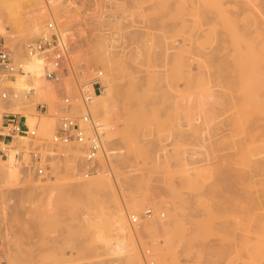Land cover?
Here are the masks:
<instances>
[{
    "label": "rangeland",
    "instance_id": "374dc122",
    "mask_svg": "<svg viewBox=\"0 0 264 264\" xmlns=\"http://www.w3.org/2000/svg\"><path fill=\"white\" fill-rule=\"evenodd\" d=\"M176 1L69 0L53 10L58 29L71 33L68 61L83 67L80 81L100 83V91L88 85L89 108L102 111L95 118L105 129L92 173L107 175L106 184L72 192L70 166L43 150L45 174H53L45 189L34 194L30 181L11 189L0 180V256L7 245L12 264L107 261L103 239L116 233L114 213L130 206L128 198L142 208L137 222L147 227L141 245H131L143 264H264L257 181L264 173L254 165L264 157V0ZM30 2L16 0L14 8L23 13ZM22 26L9 30L18 37ZM135 26L146 28L140 38ZM74 77L47 78L43 106H28L58 119L65 110L80 115L78 101L62 103L76 90ZM5 88L1 114L13 93L3 98ZM86 216L95 221L93 232L77 230Z\"/></svg>",
    "mask_w": 264,
    "mask_h": 264
},
{
    "label": "bare ground",
    "instance_id": "6f19581e",
    "mask_svg": "<svg viewBox=\"0 0 264 264\" xmlns=\"http://www.w3.org/2000/svg\"><path fill=\"white\" fill-rule=\"evenodd\" d=\"M4 1L5 2L3 3V5L1 4L3 7L0 9V35H1V37L4 38L5 42L8 44V46L12 50L13 55L16 58H19V60H21L24 63V68H23V71L22 72L16 73V74H14L12 76H9V77H1L0 76V88H2V87H9L13 91L11 97L7 101H5V107L4 108H5L6 111H9L11 113H16V114L23 115L25 117V124L28 126V128L30 130H34V137H31V136H29L27 134H14L13 137H12V140L9 143H7L8 144V147H9L8 154H7L6 157H0V180H1V182L4 181L6 183V185H7V187H9V188L12 189V188H16L15 187V184L17 182H19V181H21V182H23V181L24 182L25 181H30V182H32V184L29 183V185L28 184L27 185L29 187L30 186L32 187V188H30L31 191L35 190V192H36V190H37V193H39L38 189H40L42 187L44 188L45 185L47 186V184L49 183V181H48L49 179L52 180V177L53 176H51V175H53V174H45V175H43V177L38 178V180L36 178L37 175L33 174V171L34 170L29 165L30 158H29V154H28L29 145L31 144V142H33V143H36V144H38L40 146V149L43 150L42 152L47 151L48 154L50 153V156H49L50 158L51 157H54V156L55 157L58 156L59 158H61V160L64 159V161L66 162V164H68L70 166V172H69V170H68V172L70 173V175H72L75 178V179H71L73 181L70 180L71 182L68 185L69 188H71L70 190H72V192H75V193L77 191H78V193L79 192L80 193L81 192H87V194H88V192L91 191L90 189L91 188H94V186L97 185V184H98V186H100L101 184L103 186H105L104 184H106V183L103 184V182L102 183H100V182L103 181V177L104 176H107V175H104V176H103V174L101 175L100 174V172H101L100 169L97 170V171H100L99 172V175H97L98 172L95 173V174H93L92 172H91L92 174L87 173V171H86L87 161L85 159L84 149L82 148L81 145H77V143H74V142L56 143V142L53 141V135H54V132H55V130L57 128V126H56L57 119H58L56 117L57 114L56 113L51 114V113L48 112L49 110L46 111L43 107L40 108V109H39V107H37L36 109H31V107L33 105L30 104V103H33L34 104V108H35V105L36 106L38 105V103L42 104V106H43L42 100L45 97L44 96L45 94L43 95V93L45 92L44 87H45L46 81H49V80L46 78V76L44 74V67H43V64L46 62V54L41 53V54L29 55L27 53L26 49H25V45H26L25 43L27 41H29V39H34L38 35H40L41 33L47 32L48 30L44 26V23L47 20L48 16H51L52 17L53 16V10H55V11L59 10L60 6L61 5H64L69 0H63L62 2H59L58 0H31L29 8L25 9V11H23V13L19 12L16 8H14V5L16 4V0H4ZM178 2L180 3L181 0L175 2V5L176 6L179 4ZM144 4H146V3H144ZM149 9H150V7H149ZM259 11H261V10H259ZM146 12H147V9H146ZM147 13H146L145 16L146 17L148 16V18H149V13H148V15H147ZM146 17H144V19ZM173 17H175V16H173ZM55 21H56V24L57 23H60V22H57L56 18H55ZM151 23H153V22H151ZM23 24H24V26H22ZM146 25L149 26L148 24H146ZM16 26L17 27L18 26H22L24 28V30L16 31V32H18V37L16 35H13L14 33L12 34L10 32V30H9L10 28H14ZM57 27H58V25H57ZM262 28H264V27H262ZM142 29H144V28H142ZM136 30L138 32H136L134 30V34H136L135 36H138V38H140L139 35L142 33V31L144 33V30L141 31L140 28L139 29L137 28ZM139 30H140V32H139ZM146 33L148 35L153 34L151 32V30H150V33H148L147 31H146ZM60 34H61L62 38L66 41L65 42V45L66 44L69 45L68 42L72 40V37L70 36L71 33H68L66 31L65 32L60 31ZM145 36H146V34L144 35V37ZM141 38L143 39V37H141ZM135 39H137V37H135ZM144 42H145V40H144ZM174 44H175V42H174ZM169 47H170V45L168 46V48ZM109 51L110 50H108V52ZM162 52L165 53V51H162ZM167 57H169V56H167ZM176 57L174 56V58H176ZM169 58H168V60H169ZM106 66L108 67V65H106ZM102 67H104V66H102ZM107 76L109 78H106L105 80L107 82L112 81L111 78H110V75H109V71H107ZM49 88H50V86H49ZM88 89L91 90V91H93L92 88H89L88 87ZM55 92H56V90H55ZM57 96H58V94H57ZM47 97H49V95ZM92 98L93 97L91 95V99ZM58 99H59V96H58ZM48 100H50V99H48ZM89 102L91 103V101H89ZM90 103H89V105H90ZM28 105H31V107L28 106ZM74 105H75L74 107H78L79 109L82 110V104H81V102L78 101ZM90 106H92V105H90ZM53 107H54V104H53ZM89 110H90L91 115L94 118H95V116L97 118L98 117L97 115H99V114L101 115V113H102L101 110H95V106L94 105H93L92 110L90 108H89ZM100 111H101V113H100ZM68 112H70V111H68ZM55 114H56V116H55ZM1 115L2 114L0 113V117H1ZM98 122L100 123V121H98ZM193 123H196V122H193ZM81 124L84 125V126H86V124L84 122H81ZM189 128H190V126H189ZM151 134H152V132L151 133L149 132V135H151ZM147 135H148V133H147ZM153 141H155V140H153ZM3 143L4 142L1 141V144H3ZM101 150L104 151L103 146H102ZM51 153H53V154L51 155ZM55 154H57V155H55ZM44 155L47 158L48 155L47 154H44ZM74 156H77L76 157L77 159H82L83 160L81 166H80L79 162L76 161V159L74 158ZM106 158H104V159H106ZM105 162H108V161L105 160ZM255 162L256 163L254 165H255V167L257 166L256 169H258L259 171H261V173H264V171H262V170H264V157L261 156L260 159H258V160L255 159ZM252 163H254V162L252 161ZM63 167L64 166H62V168ZM255 167L253 166V169ZM253 169H252V171H253ZM258 170H256V172H258ZM244 171H246V170H244ZM62 172H65V171H63V169H62ZM254 172H255V170H254ZM254 172H252V173H254ZM240 173L243 174L244 172H240ZM82 175H84V176H82ZM77 176L79 178H77ZM80 176L82 177V179H81ZM243 176H245V174ZM247 176L248 177H253V176H249V175H247ZM35 180H37V181H35ZM239 180H240V178H239ZM45 181L48 182V183L46 184ZM243 181H242V183H243ZM257 181H258V183L260 181L262 182V187H261L260 191L262 192V194H264V180H262V178H261V179H259ZM106 182L108 183V181H106ZM109 182H111V181H109ZM108 185L109 184H107V186ZM247 185H249V184L247 183ZM251 185L253 186L252 183H251ZM260 185H261V183H260ZM252 186H251V188H253ZM29 187H28V189H29ZM95 188H96V186H95ZM248 188H249V186H248ZM31 191H29V192L32 195ZM43 191L44 190L41 189V192L42 193H43ZM92 191H93V189H92ZM33 193H34V191H33ZM257 194H258V192H257ZM258 195H261V194H258ZM252 199H253V197H252ZM126 200H127V202H129L130 206L129 207L127 206L128 208L126 206H124L123 208L121 207L120 209L118 208L116 210V212L114 213V215H116V217H117V220L116 219H115L116 221L114 220L115 222H117L116 223L117 224V228H115V230H117L116 233L115 234L113 233L114 235L111 238L106 237L107 239H105V238L103 239L104 241H106V244L104 243L105 244L104 245L105 247L103 246L104 247L103 248V251L102 250L101 251L106 256L107 261H104V259H102V260H99L98 262H96L97 264H114V263L115 264H143V261H142L140 255L138 254V252L136 250L132 251L133 247H131V245H134V246H135V244H138V246L141 245L140 244L142 242L141 240H143L147 236L146 223H145L144 219L141 220V221H139V222H137L138 221V217H140V218L142 217V216H140V213H141L142 208H137L133 204H131L129 198L126 199ZM258 201H259L258 208L260 210L258 212L259 213L258 214V216H259L258 219L260 218L259 221H261L260 222V227H259V232H262V233H260L259 238L261 237L262 239H260V240H261L262 243H264V237H262V234H264V197H262V195H261ZM49 202H51V201H49ZM49 202H46V203H49ZM250 202H252V201H250ZM125 203H123V204H125ZM48 205H50V203ZM248 205H250V204H248ZM254 206H257V205H254ZM46 207H49V206H46ZM129 209H131L134 213H132L130 216L127 217L128 210ZM252 210H253V208H252ZM248 211H249V209H248ZM143 213L146 214V217H147L146 220H150L151 216L150 215H147V213L145 211ZM255 213H257V212H255ZM255 215H257V214H255ZM132 216H135L136 217V221L135 222H132L131 221V217ZM90 218L91 217H89V216L84 217L83 219L86 220V221L85 222H82V224L79 223L78 224L79 227H77V230L78 229H81L82 231H84V230L85 231L91 230L90 227H91V225H93L95 223V221L91 220ZM127 218H128V220H127ZM97 220L100 221L99 218ZM256 222H257V220H256ZM24 223H25V221H24ZM94 225H96V224H94ZM106 226H107V223H106ZM98 230H100V229L98 228ZM98 230H96V231H98ZM106 230L110 233V231L108 229H106ZM96 231L94 233H97V236H98V232L99 231L98 232H96ZM113 231H114V228H113ZM259 232H257V233H259ZM81 233L84 234L83 232H81ZM255 238H257V237H255ZM249 243H251V241ZM11 251H13V250H11L6 245L4 251L2 252L3 255L0 256V264H5V263L6 264H12L14 262Z\"/></svg>",
    "mask_w": 264,
    "mask_h": 264
},
{
    "label": "built area",
    "instance_id": "2783aa9c",
    "mask_svg": "<svg viewBox=\"0 0 264 264\" xmlns=\"http://www.w3.org/2000/svg\"><path fill=\"white\" fill-rule=\"evenodd\" d=\"M46 28L48 31L29 40L25 45V49L29 55L46 54V62L43 64L46 78L62 77L67 73L75 76L76 90L73 95H64L62 103L67 108L72 105L73 101H79L82 104L80 115L72 114L67 110L59 115L53 141L56 143L74 142L80 144L85 152L86 171L91 173L96 171L97 161L95 159L103 146L105 129L90 113L88 102L91 100V92L88 85L91 82L90 84L94 90L100 91V83L96 80L80 81V76L84 73L83 67H80L82 69H75L68 61V48L60 34L54 16H50L47 20ZM23 68L24 63L19 59H15L12 50L0 36V76H12L22 72ZM9 94L10 88L6 87L1 96L6 99ZM81 122H84L86 126L82 125ZM14 134H27L34 137V130H30L25 124L23 115L3 112L0 117V157L7 156L9 151L7 143L12 140ZM1 141L4 143L1 144ZM28 154L30 158L29 165L35 171V174L44 175L43 163L46 157L42 158L40 146L31 142ZM149 212L150 210L146 213ZM131 221L135 222L136 217L132 216ZM145 253L149 252L146 251ZM150 263L152 264V262Z\"/></svg>",
    "mask_w": 264,
    "mask_h": 264
}]
</instances>
